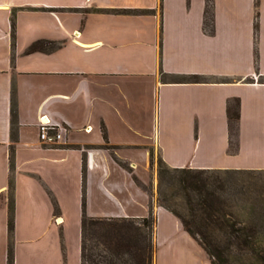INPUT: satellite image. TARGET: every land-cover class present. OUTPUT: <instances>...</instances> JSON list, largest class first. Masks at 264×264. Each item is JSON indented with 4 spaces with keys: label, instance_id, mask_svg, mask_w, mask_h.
Masks as SVG:
<instances>
[{
    "label": "crops",
    "instance_id": "1",
    "mask_svg": "<svg viewBox=\"0 0 264 264\" xmlns=\"http://www.w3.org/2000/svg\"><path fill=\"white\" fill-rule=\"evenodd\" d=\"M209 3L207 14V0H0V264L11 144L14 264L81 263L83 164L88 215L147 216L152 201L153 264H211L157 203L150 165L152 149L172 167L264 169V0ZM42 38L56 46L28 50ZM41 115L66 128L59 143L40 142Z\"/></svg>",
    "mask_w": 264,
    "mask_h": 264
},
{
    "label": "trees",
    "instance_id": "2",
    "mask_svg": "<svg viewBox=\"0 0 264 264\" xmlns=\"http://www.w3.org/2000/svg\"><path fill=\"white\" fill-rule=\"evenodd\" d=\"M210 0H207L206 12H210ZM11 17V33L14 36V12ZM126 11V10H124ZM144 11V10H132ZM56 46V43L49 39H38L28 47V50H49ZM196 80L197 75L188 77ZM180 79V78H179ZM11 128L10 137L14 142L17 139V105L15 97L11 100ZM228 126L231 137L233 121L236 126L238 119V101L228 103ZM105 137V131H103ZM13 144L10 146V173L8 178V217L7 226L9 241L7 247V264H14V254L12 245V231L14 227V178H13ZM120 165L131 171V167L123 161H118ZM156 163L158 176L157 203L173 214H175L183 228L198 241L209 255L211 264H221L223 259V245L226 247L240 246L254 251L251 264H264V255L258 251L264 246V239L260 232V219L252 215L249 222L239 221L235 217L231 218L227 199L222 195L225 190L222 181H210L207 172H239L252 169H210L191 167H172L168 165L161 155L150 150V165ZM134 180L140 183L136 175H132ZM166 177V181L172 188L171 192L162 189L161 181ZM86 167H82V216H81V263L80 264H153L155 242L154 226L156 216L153 210L152 201L149 204V213L142 217H101L90 216L85 211V181ZM146 187V186H145ZM175 194H181L184 200L185 212L172 207L169 200ZM55 213L59 210L58 203L52 197ZM213 225L226 233V240L221 245L209 230ZM260 225V226H259Z\"/></svg>",
    "mask_w": 264,
    "mask_h": 264
},
{
    "label": "rangeland",
    "instance_id": "3",
    "mask_svg": "<svg viewBox=\"0 0 264 264\" xmlns=\"http://www.w3.org/2000/svg\"><path fill=\"white\" fill-rule=\"evenodd\" d=\"M42 2H54L55 0H38ZM32 7V6H31ZM33 8V7H32ZM30 17V16H29ZM31 18V17H30ZM231 141L232 146L235 142V124L233 121V126L231 130ZM206 176L210 181H222L225 190L222 195L227 199L229 205L227 210L230 211L231 218L235 217L239 221L249 222V217L255 215L257 217H262L260 219V232L264 239V169H253L246 171H235V172H207ZM158 176L156 177V196L158 194ZM162 182V189L166 192H171L172 188L167 186L166 181H169L164 177ZM8 196V192L5 194ZM3 195L0 196L2 198ZM169 203L172 207L179 211L185 212L184 200L181 194H175ZM74 231L71 234L76 233ZM209 230L214 235L215 239L219 241L221 245L224 244L226 240V233L220 228L210 225ZM196 240V239H195ZM197 241V240H196ZM198 242V241H197ZM223 259L221 264H251L252 255L254 256V251L240 246H230L226 247L223 245ZM261 254L264 255V246L258 249ZM209 256V255H208Z\"/></svg>",
    "mask_w": 264,
    "mask_h": 264
},
{
    "label": "built area",
    "instance_id": "4",
    "mask_svg": "<svg viewBox=\"0 0 264 264\" xmlns=\"http://www.w3.org/2000/svg\"><path fill=\"white\" fill-rule=\"evenodd\" d=\"M38 136L43 144L55 145L59 143L63 137L66 128L61 125L52 124L46 115L39 117L38 123Z\"/></svg>",
    "mask_w": 264,
    "mask_h": 264
}]
</instances>
